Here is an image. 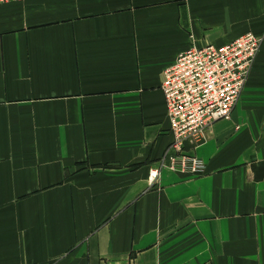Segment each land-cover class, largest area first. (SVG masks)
Returning a JSON list of instances; mask_svg holds the SVG:
<instances>
[{
  "label": "crops",
  "instance_id": "crops-1",
  "mask_svg": "<svg viewBox=\"0 0 264 264\" xmlns=\"http://www.w3.org/2000/svg\"><path fill=\"white\" fill-rule=\"evenodd\" d=\"M263 37L231 119L173 142L163 72ZM0 264H264V0L0 4Z\"/></svg>",
  "mask_w": 264,
  "mask_h": 264
},
{
  "label": "built area",
  "instance_id": "built-area-1",
  "mask_svg": "<svg viewBox=\"0 0 264 264\" xmlns=\"http://www.w3.org/2000/svg\"><path fill=\"white\" fill-rule=\"evenodd\" d=\"M24 0H0L18 3ZM263 37L247 33L222 46L191 47L163 72L161 86L173 136L150 179L164 170L200 176L206 165L186 152L185 143L200 144L215 123L228 121L240 102Z\"/></svg>",
  "mask_w": 264,
  "mask_h": 264
},
{
  "label": "bare ground",
  "instance_id": "bare-ground-1",
  "mask_svg": "<svg viewBox=\"0 0 264 264\" xmlns=\"http://www.w3.org/2000/svg\"><path fill=\"white\" fill-rule=\"evenodd\" d=\"M2 4H7V2H2ZM168 67H169V66H168ZM168 67H167V68H168Z\"/></svg>",
  "mask_w": 264,
  "mask_h": 264
},
{
  "label": "rangeland",
  "instance_id": "rangeland-1",
  "mask_svg": "<svg viewBox=\"0 0 264 264\" xmlns=\"http://www.w3.org/2000/svg\"><path fill=\"white\" fill-rule=\"evenodd\" d=\"M186 152H187V149H186ZM188 153V152H187ZM189 154V153H188ZM189 155H191V154H189ZM192 156V155H191ZM195 157H197V156H195Z\"/></svg>",
  "mask_w": 264,
  "mask_h": 264
}]
</instances>
